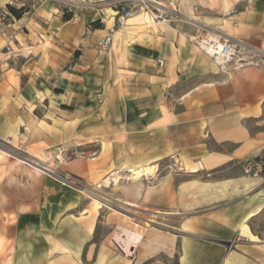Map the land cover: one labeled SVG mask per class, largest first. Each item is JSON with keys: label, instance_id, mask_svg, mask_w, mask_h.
<instances>
[{"label": "crops", "instance_id": "0c3cea01", "mask_svg": "<svg viewBox=\"0 0 264 264\" xmlns=\"http://www.w3.org/2000/svg\"><path fill=\"white\" fill-rule=\"evenodd\" d=\"M6 3L0 0V15ZM163 5L173 10L170 22L154 26L157 32L132 34V21L153 27L132 18L112 36L126 35L127 45L100 54L94 45L107 31L88 36L83 23L47 10L15 24L0 21V139L22 140L25 158L90 183L124 166L182 167V180L167 176L165 191L155 180L147 189L128 183L131 196L123 204L168 207L176 181L184 202L192 186L206 189L207 202L192 210L212 218L190 227L199 235L182 239L179 264H264V173L244 174L247 164L258 162L264 170V0ZM87 16L93 22L98 14ZM203 32L261 53L259 63L222 74L193 41ZM70 152L96 156L65 160ZM8 155L0 153V186L12 218L3 217L0 228L14 238L12 264H127L95 241L99 211L81 190ZM185 161L198 170H186ZM31 169L41 175L31 178ZM17 170L29 172L21 189L34 188L15 200L10 185ZM2 246L0 235V252Z\"/></svg>", "mask_w": 264, "mask_h": 264}, {"label": "rangeland", "instance_id": "374dc122", "mask_svg": "<svg viewBox=\"0 0 264 264\" xmlns=\"http://www.w3.org/2000/svg\"><path fill=\"white\" fill-rule=\"evenodd\" d=\"M158 2H161L163 4H166V0H156ZM5 8H3L4 12L8 11V13L11 15V17H7L6 19H10L12 24H15L16 21L19 19H16L12 13L8 10V7H11L15 10H21V18L22 17H28L31 18L33 14L38 10L39 16H47L46 10L51 12L54 16H69L70 19H74V21H79V23H83L86 28V34L91 36L94 29L96 30H102L106 32V29L111 27V23H107L108 20L105 19L104 26L99 24L98 17L96 21L91 22L92 17H88L87 15H90L92 11H95V14H98V11L93 8H81L76 11L75 17L72 16V14H61L62 9L60 8L59 0H6ZM10 2L11 5H8ZM88 2V0H86ZM45 3V4H44ZM44 4V5H42ZM53 7V11L50 10ZM58 10V12L56 11ZM101 10L105 14H111V11L106 8L105 6H101ZM107 11V12H106ZM109 11V12H108ZM137 13L136 16L143 15L142 12H139V10H135ZM56 12V13H55ZM94 14V13H92ZM14 18V21L12 19ZM3 21L5 23H10L9 21ZM94 22H97L99 25L95 26L93 25ZM135 21H132L131 24H133V28L131 32L132 34H135L137 32H141L142 34H146L147 31L153 30L155 32L156 29L153 27L147 28L145 25L137 26L134 24ZM73 24V22H72ZM110 24V25H109ZM106 25V26H105ZM17 29V25L15 27ZM119 28H114V31L118 30ZM96 34H105L103 32H96ZM204 34L209 35H217L213 32H203L198 34V36H203ZM85 35V36H87ZM195 43V42H194ZM94 49L95 45H94ZM97 51V50H96ZM98 52V51H97ZM99 53V52H98ZM100 54V53H99ZM159 64V62H158ZM220 72V71H219ZM222 73V72H221ZM223 74V73H222ZM227 75V74H225ZM99 98H96L97 104ZM102 101V100H101ZM30 132V131H29ZM30 134V133H29ZM12 144L15 147H20V151L16 153V155L20 157H24V155H28L23 151V144L19 145L17 139H13ZM66 150V149H65ZM86 157L89 159H93L96 156V152H70V153H64V159L68 160L69 157ZM17 156H12L8 158L9 161H12L13 158ZM52 161V160H51ZM183 162H181L182 164ZM52 170V174L56 177V179L61 182L63 187L71 188L75 190H86L87 194H84V197L86 200L92 202L93 207L98 209L99 213L97 215V222H96V237L95 241L102 242L103 249L106 251V254H109L111 257L118 256L119 258H123L127 261V264H179V259L181 255V241L182 239L189 234H197V232H192L190 227L193 228L195 225L198 224H206L207 219H211L212 216L209 215L204 210H192L195 205H198L200 203L207 202V198L209 191L206 189H199L196 186H192V191L187 192V195L185 196L187 198V202H184V196H183V189L182 187L178 186V181L174 184V199L171 201L170 205L165 208H158V211L154 210H146V206H139L134 205L132 207L127 206L123 203H125V199L129 196H131V193L125 192V188H128L132 183V181H122L121 184L116 186L115 188H103L99 189L96 188V182H98L100 179H102L104 176H101L100 178L94 180L92 183L87 182L73 174H70L68 172L62 171L60 168H54ZM182 167H175L171 168V166L168 164L162 165V167L156 166L155 170V176L150 181H139L141 183V187L148 188L151 186V182L155 180L158 181L160 189L165 191L166 186V177L167 176H177L180 180H182V177L180 176L183 174ZM64 169V168H62ZM32 175L31 178H34L35 176H40L41 174L34 175V171L31 169ZM252 173V174H251ZM251 173H244L245 175H254L253 172ZM264 170L262 168L261 173L263 174ZM14 176L16 177V181L12 183L11 188H13L14 193L11 191L10 196L14 197L15 200H17L19 196V192H23V190H26L27 188L31 189V194L33 192L34 186H26L25 189H21V183L24 182L22 178H26V176H29V172H22V170H17L16 172H13ZM24 174V176H23ZM47 175V174H46ZM52 175V177H53ZM51 176V175H49ZM8 178L7 181L10 180V177L7 175ZM58 177L66 178L68 177L70 180L69 182L72 184H68L66 182H63ZM6 178V179H7ZM152 178V177H151ZM21 179V180H19ZM179 180V181H180ZM179 187V188H178ZM7 188V187H6ZM10 188V189H11ZM5 187L0 186V222L2 223L3 217L7 220L9 218H12V216L8 217L7 212L5 211V207L8 204L7 199V189ZM127 196V197H125ZM201 198V199H200ZM131 201V200H130ZM184 208H191L190 211H183ZM215 209V206L212 207L211 210ZM147 220H152L153 222H148ZM204 222V223H203ZM6 226L8 222L4 223ZM5 226V227H6ZM121 228H127L130 230H134L137 233L141 234L142 240L141 243L138 244L135 248L132 249V254L130 256H127L123 254L116 243L114 242L113 238L116 232H118ZM4 227H2V230L0 228V235L3 239V246L0 252V264H12V254H13V245H14V238L10 236L8 233L2 232ZM119 229V230H117ZM32 238L36 237V234L31 235ZM34 240V239H32ZM236 241V238H232L229 242V245L226 247L227 251H231L232 245ZM114 242V243H113ZM211 254H213L211 252Z\"/></svg>", "mask_w": 264, "mask_h": 264}, {"label": "built area", "instance_id": "2783aa9c", "mask_svg": "<svg viewBox=\"0 0 264 264\" xmlns=\"http://www.w3.org/2000/svg\"><path fill=\"white\" fill-rule=\"evenodd\" d=\"M47 1V0H44ZM61 14H72L75 17L76 11L81 8H93L98 11L99 24H105L107 15L101 10V6H105L111 11L112 24L109 29H106L107 33L95 44V48L99 53L107 52L112 45L114 28H121L127 24V22L135 17L137 13L135 10H139L142 14L149 16L152 23L164 24L171 21L173 10L164 7L162 10L151 3H146L141 0H59ZM8 5H11L10 2ZM58 12V10H57ZM7 17H11L8 11L3 12L0 15V21H5ZM103 17L105 19H103ZM13 21L14 18L12 17ZM106 26V25H105ZM208 34L203 36H196L193 38L195 45L200 48L212 61L216 63V66L220 72L229 75L236 72L245 66L257 65L258 58L262 56L261 53L255 52L246 48L242 43L232 40L230 37L223 35H215L214 38H209ZM161 65V62H159ZM99 101L101 97L99 96ZM25 131V129H24ZM12 139L6 140L0 139V149L5 150L9 155L17 156L16 153L20 151V147H15L12 144ZM18 144L22 145V140H18ZM25 158V157H20ZM28 159V158H25ZM262 166L257 163L247 164L244 168L246 174L253 172L254 175L261 173ZM52 173V172H51ZM63 182L72 184L69 182V178L58 177ZM73 185V184H72Z\"/></svg>", "mask_w": 264, "mask_h": 264}, {"label": "bare ground", "instance_id": "6f19581e", "mask_svg": "<svg viewBox=\"0 0 264 264\" xmlns=\"http://www.w3.org/2000/svg\"><path fill=\"white\" fill-rule=\"evenodd\" d=\"M141 1L146 2V3H151V4L155 5L156 7H158L161 10L164 7H166L161 2H158L156 0H141ZM92 13L95 14V11H92ZM111 16H112V14H108L107 15V19H106V20H108L107 23H111L112 22ZM133 18H137V20L138 19L140 20V18H141L149 26L158 25L157 23H152L150 21V19H149V16L146 15V14H143V15H140V16H136V17H133ZM207 36H209V38H214V39L216 38L215 35H209L208 34ZM127 43H128V41H127L126 35H123L120 32H116L115 39L113 40V43H112L111 47H112V49L115 52H117L121 47L126 46ZM212 62L216 65V63L214 61H212ZM1 151L6 152L5 150H1ZM1 151H0V153H2L4 155L8 154L7 152H6L7 154H5V153H3ZM15 159L18 160L23 165L33 166V165H30V164L26 163L24 161V159H22L20 157H15ZM34 163H36V162H34ZM183 166H184V168L186 170H188L190 172H196L198 170V168H199L198 165H191L190 162H188V161H185ZM35 167L36 166H33L32 168H35ZM34 170L36 172H38V173L41 172V170L38 167H36ZM46 170L51 172V169H46ZM155 170H156V166H153V167L149 166V167H145V168L144 167L134 168V167H126V166H124V167H121V168H118V169H114V170L108 172L107 175L105 177H103V179H100L98 182H96V188H99V189H103V188H108L109 189L110 187H112V188L114 187L115 188L116 186L121 184L122 181H127V182L132 181V182H136L137 183V181L139 182L140 180H142L144 178H148L150 176H154ZM146 180H148V179H146ZM83 193L87 194L86 190L83 191ZM113 240L116 243V245L118 246V248L121 250V252H123L127 256H130L132 254V249L135 248L138 244L141 243L142 236H141V234L137 233L134 230H130V229H127V228H122L118 232L115 233Z\"/></svg>", "mask_w": 264, "mask_h": 264}, {"label": "trees", "instance_id": "16d2710c", "mask_svg": "<svg viewBox=\"0 0 264 264\" xmlns=\"http://www.w3.org/2000/svg\"><path fill=\"white\" fill-rule=\"evenodd\" d=\"M8 10L12 13V15L16 18V19H20L21 18V10H15L11 7H8ZM64 19L66 21L70 20L69 16H64ZM93 25L98 26L99 24L97 22H94Z\"/></svg>", "mask_w": 264, "mask_h": 264}, {"label": "water", "instance_id": "95a60500", "mask_svg": "<svg viewBox=\"0 0 264 264\" xmlns=\"http://www.w3.org/2000/svg\"><path fill=\"white\" fill-rule=\"evenodd\" d=\"M22 159H24V161H25L26 163H28V164H30V165H33V166H36V167H38L39 169H41L42 171L51 174V172H49L48 170H46V168L41 167V166H38L37 163H34L33 161H31V160H29V159H25V158H22Z\"/></svg>", "mask_w": 264, "mask_h": 264}]
</instances>
